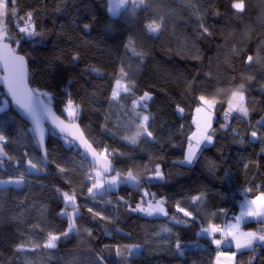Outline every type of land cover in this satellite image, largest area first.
<instances>
[{
  "label": "trees",
  "instance_id": "obj_1",
  "mask_svg": "<svg viewBox=\"0 0 264 264\" xmlns=\"http://www.w3.org/2000/svg\"><path fill=\"white\" fill-rule=\"evenodd\" d=\"M147 3L150 5L148 9L137 11L130 19L126 13L116 22L117 29L106 33L105 24L113 22L105 11L107 0H19L18 16L23 17L26 12L33 11L39 29L46 32L47 47H37L33 51L32 42L23 45L24 51L35 58L31 72L36 82L31 86L43 85L45 77L42 69L46 57L62 52L69 55L77 45L81 46L83 57L79 67L65 74L59 88H48L60 98L54 102V109L61 115L64 103L60 101L66 102L69 98L63 91L67 89L71 98L83 108L77 122L88 139L96 142L94 146L107 144L109 151L116 149L126 154L120 156L117 153L112 157L117 171L126 173L132 168L135 174L142 175L145 166L151 170L158 163L165 173V180L141 184L139 188L120 184L104 196L102 202H94L88 197L87 183L81 185L90 163L82 158L75 145L65 146L61 137H47L45 143L49 159L55 158L69 172L64 176L54 164H49L46 172L26 175L23 185L9 186L0 191V264H99L98 255L104 257L106 264H124L116 257L114 246L144 244L145 240L149 241L148 246L131 264H211L217 249L208 239L199 240L206 250L197 248L187 253L185 258L178 259L164 246L163 239L155 237L162 226L173 227L172 222L163 216L130 213L120 197L134 207L141 199L142 189L147 188L150 193L156 194L157 200L168 197L166 207L171 216L176 212L177 200L185 198L182 206L187 207L186 198L204 194L205 211L217 212L218 215L211 219L222 224L226 216L230 218V214L227 211V215H220L219 209L228 210L230 207L235 210L237 202L243 197L238 195L236 203H233V198L225 197L224 193L237 194L239 189L252 187L253 192L249 195H253L264 190V187H256L264 185V156L261 153L264 141L251 142L250 137L253 130L264 135V128L256 123L264 117V64L243 63L246 54L255 56L258 50L264 52V3L262 0H245L246 11L243 15L237 14L231 7L233 0H147ZM190 5H195L199 11L194 12ZM161 15L165 17V30L158 35L149 34L144 25ZM93 16L96 20L92 19ZM200 17H203V23L209 27L212 36L201 35ZM73 20L77 27H73ZM7 22L10 28L15 23L11 17ZM86 23L92 25L90 35L81 31ZM11 34L18 38L15 28ZM129 36L136 41V50L145 53L142 61L125 51L123 44ZM83 41L89 42L86 48ZM233 45L241 52L233 53ZM121 61L129 77L136 82L135 96L122 93L120 103L110 106L108 98L118 78ZM92 67L100 69L101 74L92 72ZM208 71L212 73L211 78L204 75ZM246 76H254L255 79L248 82L243 79ZM232 77L236 78L235 81L231 80ZM47 80L49 84L53 83L51 77H47ZM190 82L193 83L192 90L187 88ZM241 82L246 84L250 116L244 119L238 113H233L230 118L231 128L237 129L240 135L235 136L231 128L218 132L215 147L208 146L196 163L191 166L178 163L177 159L183 157L186 149L187 137L193 131L192 115L198 106L195 97L201 94L209 97L217 95L221 102L215 108L213 127L219 129L225 122L223 112L227 108L230 92ZM219 89L224 91L218 93ZM145 91L152 95V100L148 101V110L154 116L150 130L159 142L142 140L138 146H132L119 140L118 136L124 134L122 121L117 138H112L102 127L106 123L105 117H109L107 128L117 131L114 124L123 111L120 105L130 110L132 100L142 96ZM1 97L3 94L0 92ZM177 104L184 108L180 117L176 113ZM62 117L66 119L65 113ZM29 128L16 115L15 124L5 129L9 142L4 147L7 157L0 159V179L24 172L29 157L42 155L31 139ZM241 137L243 143L239 142ZM25 151L29 157L24 156ZM129 155L134 160L129 159ZM9 156L12 159H8ZM149 156H152L151 161ZM17 161L20 167H17ZM213 163L217 166L215 170L211 167ZM245 165L248 167L245 168ZM224 168L231 170L229 182L222 180ZM66 179H71L72 184H67ZM73 187L81 205L82 217L77 220L80 232L72 233L68 238L62 237L55 249H46L43 245L48 233H61L68 224L67 219L60 215L64 203L55 189L71 192ZM147 198L152 199L151 196ZM100 199L97 198L98 201ZM87 207L102 211L104 215L111 216L114 222L99 218L93 220ZM200 219L207 226V218L201 216ZM242 225L255 231L264 228V223L254 220ZM85 227L92 230L91 236L84 231ZM199 228L198 220L191 228L176 226L173 231L179 232L183 240H195ZM18 245H23V249L18 251ZM105 245L112 251L103 250ZM253 257L254 264H264V244L257 243L255 251H238L235 259L237 264H249Z\"/></svg>",
  "mask_w": 264,
  "mask_h": 264
},
{
  "label": "snow or ice",
  "instance_id": "obj_2",
  "mask_svg": "<svg viewBox=\"0 0 264 264\" xmlns=\"http://www.w3.org/2000/svg\"><path fill=\"white\" fill-rule=\"evenodd\" d=\"M10 2L11 8H9V0H0V83L3 84L5 89L4 99L0 101V114H2L0 115V157L7 156L4 147L9 142V137L5 134V129L15 124L16 115H19L22 120L30 123L31 127L28 129V132L31 134L32 141L36 148L41 151L42 155L39 157H29V153L25 151L24 156L29 158L26 161L24 172L15 176L10 175L6 180L0 179V191H4L9 186L19 187L23 185L26 183V175L37 174L42 171L46 172L49 164H54L60 174L67 176L69 172L68 168L57 163L55 158L49 159V150L45 143L46 138L49 136L62 137L67 145H75L77 151L82 148L84 150L81 153L83 159L87 160L91 157V164L84 175L81 185L83 186L84 183H87L88 197L94 202H102L103 197L111 193L120 184H128L139 188L141 184L164 181L165 173L158 163L151 170L145 166V172L142 175L135 174L132 168H129L126 173L117 171L112 163V157L116 156L117 153L120 156H125L126 154L118 152L116 149L109 151V145L107 144L94 146L96 142L90 141L79 123H76L80 118L83 108L71 98V93L67 89H63V91L67 93L69 98L66 102L60 101L64 103V107L61 110V115H57L53 104L60 98L57 97L55 92L49 91L48 88H59L65 74L79 67L83 57L81 46L77 45L69 55H64L62 52L60 55L46 57L43 60L44 68L42 69V74L45 77L43 85L38 87L31 86L32 83L36 82L31 72V64L35 63V58L30 52L24 51L23 45L32 42L33 51L37 47H47V43L45 42L46 32L43 29H39L33 11H28L25 16L19 17V0H10ZM262 3H264V0H262ZM129 4H131V12H129ZM190 6L194 12L199 11L195 5ZM149 7L150 5L147 3V0H107L105 11L108 14L109 20L113 22L105 24V32L115 31L118 27L116 22L120 18L125 17L126 13L128 14L127 18L130 19L135 16L137 11L146 10ZM231 7L237 14L243 15L246 11L245 0H233ZM216 14L219 15V12ZM9 17L15 21L12 28L9 27L7 22ZM92 19L96 20V17L93 16ZM73 27H77L75 20H73ZM144 27L149 34H161L165 30V17L161 15L158 19L154 18L146 23ZM13 28L17 30L18 38L11 34ZM199 29L201 35L212 36L213 34L209 27L203 23V17L199 18ZM81 31L86 35H90L92 25L84 24ZM88 44V41H83L84 48ZM123 47L126 52H131L139 60L142 61L144 59L145 53L136 50V41L131 36L128 37ZM232 51L233 53H238L241 52V49L233 45ZM66 60L68 61L67 64L65 63ZM253 62L264 64V52L258 50L255 56L252 54L244 56L243 63L251 65ZM91 71L97 75L101 74L100 69L95 67H92ZM204 75L207 78H211L212 73L208 71ZM47 77H51L52 84L48 83ZM235 79V77L231 78L232 81H235ZM243 79L251 82L255 77L246 76ZM70 83L71 80H69ZM135 87V80L129 77V74L125 71L123 61H121L118 78L115 80V85L108 98L110 106L120 103L122 93L135 96ZM187 88L188 90H192L193 83L190 82ZM223 91V89H219L218 93ZM246 92L247 88L244 82L237 84L231 90L227 101V108L223 112L225 122L220 125L219 129L213 127L215 108L221 102L217 95L209 97L208 95L201 94L195 97L199 105L195 109V112L198 114L194 118L196 130L187 137V147L184 150L183 159L178 163L191 166L198 161L203 152L208 149V146L215 147L217 133L228 131L231 128L230 118L233 113H238L244 119L249 118L250 109L248 107ZM150 100H152L151 93L145 91L142 96L132 100L130 110L126 109L124 105H120L123 111L118 115L117 123L114 124L117 131L107 128L108 116L105 117V125H102L104 131L110 134L112 138H117L118 133L121 131L120 123L122 121L124 134L118 136L119 140L127 142L132 146H138L142 140L148 143H158L157 137L150 130V122L154 120V116L148 110V101ZM176 110L182 113L184 108L177 104ZM64 113H66V119L62 118ZM249 123H251L250 120ZM256 123L261 128H264V117H261ZM133 129L134 131H132ZM231 131L235 136L240 135L235 128H231ZM129 132L131 134H128ZM250 137L251 142L264 141V135H261L257 130L251 131ZM168 140L171 142V136L168 137ZM239 142L243 143V137H241ZM128 158L134 160V157L131 155ZM8 159H12V157L9 156ZM149 160H152V156H149ZM20 166V162L17 161V167ZM211 167L215 170L217 166L213 163ZM247 167L248 165H245V168ZM223 172L222 180L229 182L232 176L231 170L224 168ZM65 182L69 185L72 184L71 179H66ZM256 187L260 188L264 187V185ZM55 190L63 199L64 208L61 209L60 215L67 219L68 224L67 228L61 233L51 231L48 233L47 240L43 245L46 249H55L57 241L62 237L68 238L70 234H78L80 232V225H78L77 220L82 217V213L80 211L81 205L77 201L76 188L73 187L71 192L62 191L60 188H56ZM252 192V187L242 190L243 199L239 201V214L234 217V222L228 221L224 225L217 224L211 219V217L218 215L217 212L208 213L205 211L206 197L204 194L186 198L187 207L182 206L185 203V198L182 197L180 200H177L175 202L176 212L171 216L166 207L168 197L163 196L157 200L155 199L156 194L150 193L147 188L142 189L141 199L134 207L128 204L124 200V197H120V201L127 204L130 213H142L148 217L163 216L172 222L173 227L183 226L184 228H191L199 220L200 228L195 234V240H183L179 232H174L173 227L167 225L162 226L160 232L155 234L156 238L164 240V246L178 259L185 258L187 253L197 248L206 250L199 243L200 238H206L211 244L216 246L215 264H237L235 258L238 251H255L257 243L264 244V228L256 231H244L241 228V223L247 218H254L258 222L264 223V191H259L258 195L249 199L248 196ZM223 195L234 198L236 194L226 192ZM149 196L152 199H144ZM98 197L101 198L100 201L97 200ZM108 203H111V201H108ZM68 209H71V211ZM87 212L93 220L99 218L106 222H114L111 216H106L102 211L94 210L93 207H87ZM177 213L182 214V216L177 215ZM219 214L227 215V210L221 208L219 209ZM201 216L207 218V226H204V220L200 219ZM84 231L88 236L92 235L91 229L85 227ZM217 235H219V239ZM148 244V240H145L144 244L132 243L123 246L117 244L114 246L115 255L124 261V264H131L135 257L143 254V250ZM233 244L237 251L220 250L224 245L230 247ZM35 247L38 248L40 246L36 245ZM22 249L23 245L17 246L18 251ZM103 250L111 252L112 248L105 245ZM254 259V257L250 259L249 264H254ZM97 260L99 264H106L103 256L98 255Z\"/></svg>",
  "mask_w": 264,
  "mask_h": 264
},
{
  "label": "crops",
  "instance_id": "obj_3",
  "mask_svg": "<svg viewBox=\"0 0 264 264\" xmlns=\"http://www.w3.org/2000/svg\"><path fill=\"white\" fill-rule=\"evenodd\" d=\"M261 153H262V155L264 156V146H263L262 149H261ZM259 191H264V190H259ZM259 191H257V192H256L255 194H253V195H249L248 198H249V199L254 198L255 195H258V194H259ZM241 199H243V197L240 198L239 201H240ZM239 201L237 202L236 209L231 213L230 218L225 219L221 225L226 224L228 221H233V222H234V217H235L236 215L239 214ZM249 220L257 221V220L254 219V218H247L245 221H243V222L241 223V228H242V230H244V231H255V230H252V229H246V228L243 227L242 224H243L244 222H246V221H249ZM217 238L219 239V235H217ZM220 250H221V251H237V250L235 249L234 244H233L232 246H230V247L227 246V245H224V246L221 247ZM216 252H217V251H216ZM216 252H215V255H214L213 258H212V262H211V264H215Z\"/></svg>",
  "mask_w": 264,
  "mask_h": 264
},
{
  "label": "rangeland",
  "instance_id": "obj_4",
  "mask_svg": "<svg viewBox=\"0 0 264 264\" xmlns=\"http://www.w3.org/2000/svg\"><path fill=\"white\" fill-rule=\"evenodd\" d=\"M115 85V84H114ZM114 87V86H113ZM4 99V96H3V98L1 97V99H0V101H2ZM78 104V103H77ZM199 106V105H198ZM195 109H196V107H195ZM195 109H194V111H193V115H192V124H193V131H195L196 130V125H195V123H194V118H196L197 117V113L195 112ZM65 116H66V113H65ZM192 131V132H193ZM191 132V133H192ZM191 133L189 134V135H191ZM61 140H62V142H63V144L65 145V146H69V145H67L66 143H65V141H64V139L61 137ZM186 147H187V143H186ZM183 159V157H181V158H178L177 159V161L179 162L180 160H182ZM113 174H115V173H113ZM6 180V179H5ZM145 200H148V198L147 197H145L144 198ZM69 211H71V209H68Z\"/></svg>",
  "mask_w": 264,
  "mask_h": 264
},
{
  "label": "water",
  "instance_id": "obj_5",
  "mask_svg": "<svg viewBox=\"0 0 264 264\" xmlns=\"http://www.w3.org/2000/svg\"><path fill=\"white\" fill-rule=\"evenodd\" d=\"M4 91H5V89H4V86H3V84L2 83H0V92L3 94V96H4ZM176 113H177V116H181L182 115V113H180V112H177L176 111ZM57 115H59L58 113H57ZM19 116V115H18ZM20 117V116H19ZM63 118V117H62ZM25 121V120H24ZM28 125H29V127H31V125H30V123H28L27 121H25ZM76 123H78L77 121H76ZM49 127H50V125H48ZM81 153L84 151L82 148L79 150ZM41 152V151H40ZM42 154V153H41ZM7 156H4V157H0V159H5ZM87 161L91 164V157H89L88 159H87Z\"/></svg>",
  "mask_w": 264,
  "mask_h": 264
},
{
  "label": "built area",
  "instance_id": "obj_6",
  "mask_svg": "<svg viewBox=\"0 0 264 264\" xmlns=\"http://www.w3.org/2000/svg\"><path fill=\"white\" fill-rule=\"evenodd\" d=\"M243 189H245V188L239 189V190L237 191V194H236L235 197L232 199V200H233V201H232L233 203H236V201H237V196H238V195H243V194H242V190H243ZM227 211H228V214L231 215V213L234 211V209H232V208L229 207Z\"/></svg>",
  "mask_w": 264,
  "mask_h": 264
},
{
  "label": "bare ground",
  "instance_id": "obj_7",
  "mask_svg": "<svg viewBox=\"0 0 264 264\" xmlns=\"http://www.w3.org/2000/svg\"><path fill=\"white\" fill-rule=\"evenodd\" d=\"M225 219H227V216H226V218H225ZM225 219H224V220H225ZM222 223H223V222H222Z\"/></svg>",
  "mask_w": 264,
  "mask_h": 264
}]
</instances>
